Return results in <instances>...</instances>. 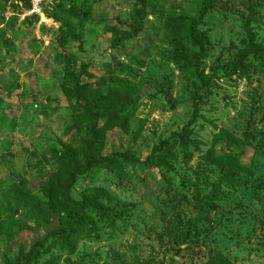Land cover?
Listing matches in <instances>:
<instances>
[{
    "label": "rangeland",
    "instance_id": "1",
    "mask_svg": "<svg viewBox=\"0 0 264 264\" xmlns=\"http://www.w3.org/2000/svg\"><path fill=\"white\" fill-rule=\"evenodd\" d=\"M205 1L0 0V264L54 230L24 195L57 173L59 151L89 142L79 117L100 82L113 79L134 84L130 113L126 128L108 130L102 153L138 162L79 177L73 197L107 189L120 217L113 228L96 217L99 240L80 236L75 254L53 248L32 264H264V62L250 58L248 76L221 69L243 48L248 18L264 45V6L218 0L199 28L207 57L176 62L165 20L197 17ZM139 23L146 31L128 40V26ZM195 103L188 156L177 148L170 168L146 162L189 122ZM23 180L30 188L19 189Z\"/></svg>",
    "mask_w": 264,
    "mask_h": 264
},
{
    "label": "trees",
    "instance_id": "2",
    "mask_svg": "<svg viewBox=\"0 0 264 264\" xmlns=\"http://www.w3.org/2000/svg\"><path fill=\"white\" fill-rule=\"evenodd\" d=\"M217 1L206 0L197 17H189L185 13H180L165 20L164 27L169 35L168 39L172 46L171 57L174 61L184 64L195 62L199 65L207 57L208 48L211 45L210 40L208 35L202 33L199 28L209 11L215 8ZM255 6H264V0H258ZM251 9H253L252 14L253 11L256 14L255 7ZM128 29L132 32L128 40L136 39L146 31L142 23H139L137 28H132L130 25ZM245 33L246 39L243 48L238 51L231 63L221 68L222 70L225 69L230 76L237 74L248 76L250 70L249 59L252 57L264 62V45L257 40L251 18H248L246 22ZM115 38L113 44L120 47L119 41ZM195 47L197 50L194 49ZM119 51L121 54L124 51V46L122 50L119 48ZM126 58L136 65H143V62L140 61L142 56L126 53ZM199 76L203 79L202 74H199ZM70 78L74 79L73 76H70ZM208 83H210V78ZM76 86L79 87V85ZM133 86L134 84L131 82L117 79L100 82L97 87L98 96L90 99L91 107L85 108L83 115L79 117L81 127L85 125L87 128V140L89 142L82 143L78 149L64 147L62 151H59L54 160V164L58 167L57 173L52 175L50 180L41 183L37 194H31V190L28 189L24 195L26 201L37 205L38 212L43 216L45 222L56 224L54 230L44 240H40L33 245L28 252H20L15 261L6 258L5 264H32L44 258L53 248H58L68 255L75 254L80 236L86 235L89 241L99 240L100 228L96 217L110 228L115 226L120 216L114 208L107 205V202L114 201L113 196L107 189L98 188L83 199L74 198L73 189L81 176L100 169L112 168L122 161L138 162L130 154L105 156L102 153L108 130L115 127L121 129L127 127L130 113L128 110L129 93L132 91ZM84 94L85 90L83 88L76 90L75 95L78 102L83 99ZM198 112V105L195 103L189 122L179 131L173 133L168 140L161 142L146 162L151 161L157 163L158 166L170 168V161L176 159L175 150L177 148L182 149L185 155L188 156L189 147L193 143L191 136ZM218 138L220 139V137ZM226 147L227 150L232 149L230 144ZM81 156L85 158V163L79 161ZM239 158V155L234 156L232 160L234 165L239 166ZM28 184V180H23L19 185V189H26L29 187ZM20 193L23 194V192ZM49 242V246L43 250V247ZM222 259L225 258L215 257L207 264H219L218 262H221Z\"/></svg>",
    "mask_w": 264,
    "mask_h": 264
},
{
    "label": "water",
    "instance_id": "3",
    "mask_svg": "<svg viewBox=\"0 0 264 264\" xmlns=\"http://www.w3.org/2000/svg\"><path fill=\"white\" fill-rule=\"evenodd\" d=\"M167 98H168L169 101L172 100V96H171L170 92L167 93Z\"/></svg>",
    "mask_w": 264,
    "mask_h": 264
}]
</instances>
